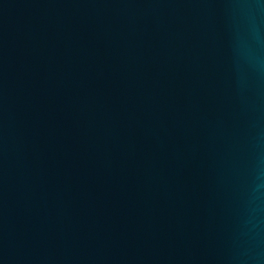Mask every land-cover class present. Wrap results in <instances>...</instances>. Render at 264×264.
<instances>
[{"label": "water", "instance_id": "95a60500", "mask_svg": "<svg viewBox=\"0 0 264 264\" xmlns=\"http://www.w3.org/2000/svg\"><path fill=\"white\" fill-rule=\"evenodd\" d=\"M0 264H264V0H0Z\"/></svg>", "mask_w": 264, "mask_h": 264}]
</instances>
